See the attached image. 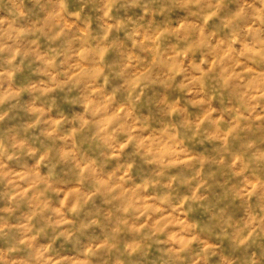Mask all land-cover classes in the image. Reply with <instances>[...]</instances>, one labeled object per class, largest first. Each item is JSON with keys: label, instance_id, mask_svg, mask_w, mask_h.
I'll return each mask as SVG.
<instances>
[{"label": "clouds", "instance_id": "obj_1", "mask_svg": "<svg viewBox=\"0 0 264 264\" xmlns=\"http://www.w3.org/2000/svg\"><path fill=\"white\" fill-rule=\"evenodd\" d=\"M0 264H264V0H0Z\"/></svg>", "mask_w": 264, "mask_h": 264}]
</instances>
